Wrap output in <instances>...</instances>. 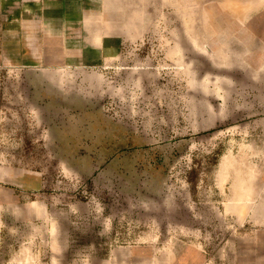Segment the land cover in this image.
<instances>
[{"label": "rangeland", "instance_id": "374dc122", "mask_svg": "<svg viewBox=\"0 0 264 264\" xmlns=\"http://www.w3.org/2000/svg\"><path fill=\"white\" fill-rule=\"evenodd\" d=\"M60 2L0 11V264H237L264 239V0Z\"/></svg>", "mask_w": 264, "mask_h": 264}, {"label": "crops", "instance_id": "0c3cea01", "mask_svg": "<svg viewBox=\"0 0 264 264\" xmlns=\"http://www.w3.org/2000/svg\"><path fill=\"white\" fill-rule=\"evenodd\" d=\"M59 3L61 4L60 0ZM51 4V2L49 3ZM6 0H0V11H4L6 9ZM53 7H45L46 12L54 11ZM60 10V8H59ZM56 21V20H55ZM255 218H264V215H255ZM253 249H249L248 251H244V254L238 256L237 264H264V239L261 240L260 243L252 245ZM255 252V254L253 253Z\"/></svg>", "mask_w": 264, "mask_h": 264}]
</instances>
